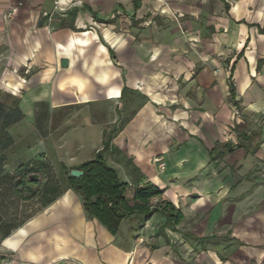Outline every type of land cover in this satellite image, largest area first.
<instances>
[{
	"label": "crops",
	"instance_id": "obj_1",
	"mask_svg": "<svg viewBox=\"0 0 264 264\" xmlns=\"http://www.w3.org/2000/svg\"><path fill=\"white\" fill-rule=\"evenodd\" d=\"M6 1L14 10L15 63L40 65L26 86L15 79L23 117L12 125L33 122L36 104L47 105L54 118L73 109L63 117L72 127L58 141L70 169L85 156L93 158L114 132L105 158L118 177L131 182L136 166L162 190L154 200H169L183 218L167 226L159 213L132 215L112 235L66 186L50 202L42 201L3 245L22 264H62L65 257L80 264H264V7L258 0ZM55 2L63 10H55ZM121 12L131 16L135 33L143 16L167 15V27H156L160 32L147 44L149 54L136 52L131 59L167 63V98L158 96L155 84L141 87L140 79H150L151 72L144 77L132 67L128 84L123 68L109 58L114 44L102 42L96 16ZM62 15L71 22L49 31ZM84 21L88 27L76 31ZM32 25L40 29L36 35L27 31ZM121 33L116 48L123 45ZM109 34L105 29L103 39ZM156 46L166 54L151 55ZM129 87L146 100L119 126V99ZM155 103L167 105V112L158 113ZM109 106L116 113L110 121ZM250 132L255 135L241 139L240 133ZM225 142L235 148L221 157L211 152ZM157 155L166 161L164 170L152 161Z\"/></svg>",
	"mask_w": 264,
	"mask_h": 264
},
{
	"label": "rangeland",
	"instance_id": "obj_2",
	"mask_svg": "<svg viewBox=\"0 0 264 264\" xmlns=\"http://www.w3.org/2000/svg\"><path fill=\"white\" fill-rule=\"evenodd\" d=\"M258 2L260 5L258 3L256 5L260 8L264 7V0H258ZM256 5H252L251 9L256 10ZM13 13L14 10L10 4L6 0H0V103L5 107H9L14 98H18L17 94L19 92L12 88L15 79L22 82L24 80L26 86L29 75L40 68V65H30L29 61L15 63L17 52L11 27ZM41 16L44 17L45 15ZM52 18L53 16H51ZM96 18L101 21L98 22L99 27H95L99 31L102 42L107 46L114 44L112 47L114 55L109 58L114 64L116 63L123 68L128 84H132L131 68L136 66L135 69L140 72L141 76L145 77L144 73L151 72L150 79H147V76L140 79L141 87L144 86L142 83L149 82L153 86L155 84L157 89H154V91L156 90L158 96H162L163 99L167 98V63L160 60L154 63L135 62L132 64L131 61L133 53V57H135L136 52L140 56L149 54L147 44L155 34L160 32L158 31L159 28L167 27L165 26L167 25V15H164V13L157 15L150 13L143 16L139 21V26H137L139 27L137 33L132 30L134 22L131 16L122 12L111 15H98ZM53 22L49 26V31L64 24H69L71 21L68 15H62L54 19ZM84 27H88L86 21H84L83 26L81 25L79 28L74 26V29L77 31ZM156 27L158 29L154 30ZM105 29L110 31L107 40L102 37ZM39 30V27L34 25L27 28V31L32 32L33 35H36ZM120 32H122L124 42L122 46L116 48L114 41H116V33ZM164 38L165 36L162 37V40ZM137 44H139V47ZM95 45L96 43L92 42L89 48L94 50ZM150 49H152L150 50L151 55L154 53L162 56L166 54L163 46ZM32 53H35V51ZM145 100L146 95L143 92H138L137 89L129 87L124 96L119 99V110L122 118L117 119L116 124L120 126ZM165 100L167 102V99ZM156 105L158 113L164 115L167 112V105H160L159 103ZM108 109V120H114L116 118L115 110L112 111V106H109ZM67 110L60 112L61 118H54L47 105L36 104L33 122H21L7 128L13 143L6 151L4 173L0 177V264L23 263L17 252L3 245V233L8 229L14 231L16 229L15 225L25 221L41 209V202L46 200L48 186L57 187L60 191L66 187L65 178L71 166L67 159L65 145H63L64 149H59L58 146L62 145L63 142L58 141L67 129L72 127V125H68L69 123L72 124V120L65 123L64 119L73 109ZM234 110L237 111L236 108ZM92 111L98 114V109ZM111 111L113 116H110ZM85 157L83 159L87 160L88 156ZM32 173L38 174V178L31 179L29 175ZM60 261L62 264H80L74 257H65Z\"/></svg>",
	"mask_w": 264,
	"mask_h": 264
},
{
	"label": "trees",
	"instance_id": "obj_3",
	"mask_svg": "<svg viewBox=\"0 0 264 264\" xmlns=\"http://www.w3.org/2000/svg\"><path fill=\"white\" fill-rule=\"evenodd\" d=\"M259 30L264 32V26L259 27ZM229 91L231 95L234 94L231 80ZM22 117L18 98H14L9 107H5L0 103V177L4 173L6 151L13 143L7 128ZM238 127L241 126L239 125L236 128ZM253 135H255V132L240 133L242 140H248ZM113 136L114 132L109 133L103 147L96 152L95 156L75 167L83 171L82 176L71 177L69 171L67 172L66 186L80 194L84 211L90 217L96 219L112 235H116L122 221L132 215L149 218L153 214L159 213L165 216L167 226L177 225L183 218L181 211L167 199L155 201L154 199L162 194V190L142 175L136 166L132 167L136 176L131 182H128L121 180L116 169L107 163L105 152L109 150ZM242 140L240 145L244 144ZM234 148L233 144L225 142L216 144L211 152L218 151L221 157ZM59 192L60 189L57 187L48 186L44 204L50 202ZM22 223L23 221L14 227L16 228ZM10 230L8 229L3 233V238L11 233L12 230Z\"/></svg>",
	"mask_w": 264,
	"mask_h": 264
},
{
	"label": "built area",
	"instance_id": "obj_4",
	"mask_svg": "<svg viewBox=\"0 0 264 264\" xmlns=\"http://www.w3.org/2000/svg\"><path fill=\"white\" fill-rule=\"evenodd\" d=\"M54 9L57 11L63 10V8L59 5L58 2H55ZM43 15L49 16V17L51 16V14H47V12H43ZM235 113H236V111H235ZM235 119H236V117H235ZM152 161L156 164V166L159 170H164L166 168V161L162 156L157 155V156L152 158Z\"/></svg>",
	"mask_w": 264,
	"mask_h": 264
},
{
	"label": "water",
	"instance_id": "obj_5",
	"mask_svg": "<svg viewBox=\"0 0 264 264\" xmlns=\"http://www.w3.org/2000/svg\"><path fill=\"white\" fill-rule=\"evenodd\" d=\"M67 64H68V59L63 57L61 59V65L65 67V66H67ZM82 175H83V171L81 169L71 168L69 170V176H71V177H80ZM30 178L31 179H37L38 178V174L32 173V174H30Z\"/></svg>",
	"mask_w": 264,
	"mask_h": 264
}]
</instances>
